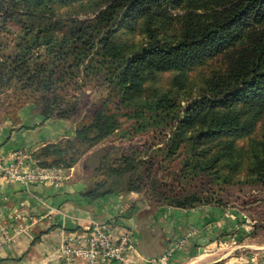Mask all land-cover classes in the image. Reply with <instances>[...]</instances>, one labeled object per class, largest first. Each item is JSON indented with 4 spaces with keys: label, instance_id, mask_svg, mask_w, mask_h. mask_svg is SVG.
<instances>
[{
    "label": "trees",
    "instance_id": "trees-1",
    "mask_svg": "<svg viewBox=\"0 0 264 264\" xmlns=\"http://www.w3.org/2000/svg\"><path fill=\"white\" fill-rule=\"evenodd\" d=\"M76 1L0 0V110L12 114L32 102L44 120H66L74 126L73 138L45 144L31 153L32 162L38 167L65 169L79 164L88 181L83 195L90 199L116 192L137 193L150 207L182 210L217 203L208 187L198 192L172 187L160 175L161 164L184 156L182 168L190 167L186 174L209 177L212 183L232 182L231 173H210L197 149L199 142L205 134L247 129L261 116L260 105L246 111L212 109L202 113L204 99L189 100L193 93L187 86V69L203 53L229 42L234 26L244 18L254 13L257 17L263 15L264 0H187L188 6L218 4L220 8L195 21L189 19L181 36L170 43L161 42L152 31L146 45L132 50L130 55L127 49L118 52L111 31L148 0H102V5L89 16L68 20L52 14L54 4ZM8 20L21 27L11 43L3 33L2 24ZM167 70L176 71L169 86L145 94L149 86L144 83L154 81ZM80 76L81 80H76ZM97 79L110 93L86 110L80 106V99L67 90H76L88 84L84 82ZM99 85L93 83L94 89ZM240 86H256L249 92L264 94V27L250 34L246 47L230 59L226 72L207 85L200 96L205 93L222 97L225 102L229 91ZM120 106L131 107V113L121 114L126 120L138 121L148 116L157 119L156 134L167 143L146 151L138 145L121 148L100 144L121 126L116 113ZM189 125L197 127L188 132ZM260 145L263 152L252 156L244 178L248 184L264 188V134ZM176 147L182 151L175 156L172 153ZM242 151L243 154L246 150Z\"/></svg>",
    "mask_w": 264,
    "mask_h": 264
},
{
    "label": "rangeland",
    "instance_id": "rangeland-1",
    "mask_svg": "<svg viewBox=\"0 0 264 264\" xmlns=\"http://www.w3.org/2000/svg\"><path fill=\"white\" fill-rule=\"evenodd\" d=\"M102 3V0H77L67 5L54 4L52 14L64 20L72 17H86L92 14L94 12L93 9L102 5ZM194 5L196 4L188 6L187 0H177L176 2L174 0H148L142 5L135 7L124 19L125 21L111 31L114 33L112 38L117 45L118 52L127 49L130 50L128 55L132 54V50L146 45L152 31L157 33L161 42L170 43L181 36L189 19L195 21L198 16H205L209 12L215 13L220 8L218 4L203 6L197 3L196 7ZM0 15L2 14L0 13ZM2 25L4 27V35L8 37V41L11 43L15 35L20 32L21 27L15 21L9 20ZM262 27H264V14L257 17V14L254 13L244 18L243 21L234 26L233 35L229 42L224 43L218 50H210L203 53L199 56L197 62L187 69L189 83L187 86L193 93L189 100L199 101L203 98L204 100L201 103L202 113L212 109L224 111L225 109L242 108L246 111L250 106H252L253 110L258 107V104L260 105L261 116L247 129L228 134H205L199 142L197 149L201 155V160L209 165L210 173L225 175L226 173H231L234 176L232 182L212 183L209 181V177L186 174L190 167L187 169L182 168L181 160L184 156L165 161L161 164L160 170V175L169 181L175 189L198 192L204 186L208 187L207 191L213 193L210 196L215 197L214 199L218 201L215 204L203 205L202 207L209 206L223 210L225 218L239 222V226L234 228L227 237L218 241L215 244V248L222 247L221 251L230 252L236 245L238 249L233 252L234 254H237V256L244 254L243 258H247V262L252 260L257 262V264L262 263L261 261H264V258L260 259L258 257L259 251L250 247L260 246L259 248H264V188L260 184H248L245 182L244 171L252 156L263 152L260 142L264 134V94L260 91L257 96L249 92L256 86H252L249 89L240 86L230 90L226 95L228 99L224 102L222 97L216 98L205 93L200 96V93L206 92L205 88L207 85L212 84L213 80L219 79L226 72L230 59L246 47L250 34ZM57 33L59 32L56 31ZM175 73L176 71L174 70H167L160 72L154 81L147 80L144 86H149V89L145 94L157 91L159 88L168 87ZM78 79L81 80V76L76 78V80ZM95 82L100 84L98 89H94L93 83ZM84 83L88 84L76 90L68 89L67 92L71 95H76L80 99V106H84L86 110L90 109L89 107L97 103L98 100L105 99L110 93L104 90L105 86L101 85V79ZM185 103V101L182 102V105ZM111 107L114 108V106ZM116 111L120 115L121 126L109 137L101 141L100 144L111 143L121 148L138 145L143 151H146L155 150L158 147L161 148L167 143L166 141L163 142V139L156 134L158 127L156 124L157 119L154 117L148 116V118L145 117L138 121L126 120L121 114L131 113L130 106H120ZM146 113L148 112L146 111ZM192 127L195 128L197 126L189 125L187 131H191ZM187 135H190V133H187ZM174 145L175 143L172 144V146ZM180 149L176 147L172 155L176 156L177 153L182 151ZM242 149L246 150L243 154ZM158 158L161 159L160 156ZM75 168V172H81L78 164L75 165ZM137 195L144 200L142 198L143 195ZM236 235L240 236L239 241L238 239L236 240ZM228 238H233L236 244H232V240L230 241ZM219 242L221 243L219 244ZM216 249L214 250L217 251ZM262 249L260 251H264ZM262 255L264 257V253ZM256 259L257 261H255ZM238 263L252 264L253 262L240 261L230 264Z\"/></svg>",
    "mask_w": 264,
    "mask_h": 264
},
{
    "label": "crops",
    "instance_id": "crops-1",
    "mask_svg": "<svg viewBox=\"0 0 264 264\" xmlns=\"http://www.w3.org/2000/svg\"><path fill=\"white\" fill-rule=\"evenodd\" d=\"M73 136L70 121L44 120L32 102L12 114L0 110V155L21 151L31 157L45 144ZM75 170V166L70 168L69 178L60 188L25 185L0 174V264H61L58 247L65 234L82 231L99 221H114L120 229L132 230L138 264L168 249L173 251L170 264H257L247 262L244 254H234L236 245L230 252L215 248L239 226V222L225 218L223 210L209 206L191 210L150 207L137 193L116 192L90 199L83 195L87 178ZM18 228L21 230L16 232ZM235 238L239 241L240 236ZM181 239L185 243L180 247L177 243ZM259 247L250 248L257 249L261 259L264 251Z\"/></svg>",
    "mask_w": 264,
    "mask_h": 264
},
{
    "label": "built area",
    "instance_id": "built-area-1",
    "mask_svg": "<svg viewBox=\"0 0 264 264\" xmlns=\"http://www.w3.org/2000/svg\"><path fill=\"white\" fill-rule=\"evenodd\" d=\"M0 174L3 178L25 185L43 184L62 187L68 180L70 168H43L21 151L0 155ZM114 221L92 223L82 231L65 234L58 247L61 264H138L139 252L130 228L118 229ZM21 228L16 229L20 231ZM185 239L177 244L183 246ZM173 256L168 249L158 257L146 259L143 264H170Z\"/></svg>",
    "mask_w": 264,
    "mask_h": 264
}]
</instances>
